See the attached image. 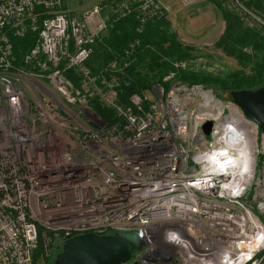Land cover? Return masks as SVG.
<instances>
[{
  "label": "built area",
  "instance_id": "obj_1",
  "mask_svg": "<svg viewBox=\"0 0 264 264\" xmlns=\"http://www.w3.org/2000/svg\"><path fill=\"white\" fill-rule=\"evenodd\" d=\"M64 1L0 0V264H35L41 241L49 254L89 232L140 233L145 245L123 264H264V131L202 85H155L118 103L115 83L98 84L86 65L108 6L75 17ZM111 9L141 23L170 13L162 0ZM27 31L36 39L21 64L12 36ZM96 97L120 120L100 117Z\"/></svg>",
  "mask_w": 264,
  "mask_h": 264
},
{
  "label": "trees",
  "instance_id": "obj_2",
  "mask_svg": "<svg viewBox=\"0 0 264 264\" xmlns=\"http://www.w3.org/2000/svg\"><path fill=\"white\" fill-rule=\"evenodd\" d=\"M211 1L219 8L225 21V29L217 47L236 59L241 68L219 74L197 72L188 68L176 71L173 79L165 81V76L175 69L173 62L196 57V48L179 38L167 16L141 23L135 13L120 15L119 10L113 12L111 8L119 6L120 0H106L102 3L108 6L105 10L107 27L91 44L92 53L86 61L91 75L96 77L98 84L104 80L113 81L118 103L126 106L129 105L132 94L147 92L155 85H162L167 89L177 80L213 87L221 99H225L224 92L260 87L264 82V33L246 26L222 1ZM247 5L264 14V0H249ZM63 8L69 9L67 0L64 1ZM41 10L37 8L35 11ZM35 39L36 33L32 31H27L22 36H12L13 53L21 64ZM247 48L251 51L247 52ZM112 62L118 64V70L110 68ZM66 77L77 86H81L83 82L75 69L67 70ZM91 104L94 111L109 124L120 120L114 109L102 105L97 97L91 100ZM37 257L42 263L51 264L42 241L34 253L35 264Z\"/></svg>",
  "mask_w": 264,
  "mask_h": 264
},
{
  "label": "rangeland",
  "instance_id": "obj_3",
  "mask_svg": "<svg viewBox=\"0 0 264 264\" xmlns=\"http://www.w3.org/2000/svg\"><path fill=\"white\" fill-rule=\"evenodd\" d=\"M106 0H67L68 11L75 17H80L84 10L92 7L95 4H103ZM164 3L170 5V13L167 15L172 23L173 30L178 34L179 38L188 45L196 48L195 56L186 60H177L173 62V71L176 73L178 70L191 69L194 71H203L206 73L219 74L223 72H230L241 68L236 59L226 55L221 48L217 47V42L222 36L225 29V21L222 18L221 11L216 4L211 0H196L192 5L186 6L180 0H162ZM222 1L223 5L230 11L237 14L246 26L257 28L264 33V25L250 22L241 11L236 7L234 0H218ZM241 1V0H239ZM247 4V0H243ZM254 10V9H253ZM261 18L264 19V14L258 10H254ZM247 52L251 49L247 48ZM185 63L186 66H176V63ZM170 72V73H171ZM169 73V74H170ZM167 76V75H166ZM179 81V80H177ZM109 82V81H108ZM176 82V81H174ZM173 82V83H174ZM184 82V81H181ZM83 83V82H82ZM81 83V85H82ZM172 83V84H173ZM188 85H202L204 88L215 91L213 87H207L200 83ZM220 93V92H219ZM225 94V92H224ZM223 94V96H224ZM190 109H199L200 106L197 102H191ZM58 241H61L60 239ZM55 244L53 250L47 254L50 257L51 263L54 261L57 253ZM37 255V254H36ZM37 264L42 263L38 257Z\"/></svg>",
  "mask_w": 264,
  "mask_h": 264
},
{
  "label": "water",
  "instance_id": "obj_4",
  "mask_svg": "<svg viewBox=\"0 0 264 264\" xmlns=\"http://www.w3.org/2000/svg\"><path fill=\"white\" fill-rule=\"evenodd\" d=\"M261 131H264V82L254 89L231 90L224 94ZM212 122L205 126L210 133ZM145 245L138 232L103 235L93 232L67 238L51 264H123ZM149 259V256H146ZM162 264H169L168 258Z\"/></svg>",
  "mask_w": 264,
  "mask_h": 264
},
{
  "label": "bare ground",
  "instance_id": "obj_5",
  "mask_svg": "<svg viewBox=\"0 0 264 264\" xmlns=\"http://www.w3.org/2000/svg\"><path fill=\"white\" fill-rule=\"evenodd\" d=\"M241 118H242V115L240 114V119H241ZM63 243H64V242H63ZM63 243H62V244H63ZM61 246H62V245H61Z\"/></svg>",
  "mask_w": 264,
  "mask_h": 264
}]
</instances>
